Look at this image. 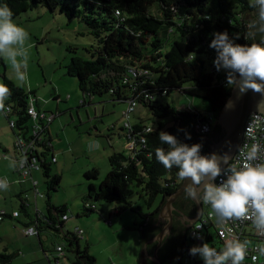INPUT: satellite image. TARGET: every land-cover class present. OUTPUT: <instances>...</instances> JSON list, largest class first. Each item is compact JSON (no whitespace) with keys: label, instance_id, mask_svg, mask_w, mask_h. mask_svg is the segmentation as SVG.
Listing matches in <instances>:
<instances>
[{"label":"trees","instance_id":"16d2710c","mask_svg":"<svg viewBox=\"0 0 264 264\" xmlns=\"http://www.w3.org/2000/svg\"><path fill=\"white\" fill-rule=\"evenodd\" d=\"M3 4L12 10L13 20L39 8L51 14L58 12L70 20H78L85 26L87 34L94 38L87 58L73 57L66 66V73L77 79L84 104L87 96L92 99L105 95L111 96L113 102L128 104L123 116L125 122L130 123V128L125 125L121 128L126 139V151L114 152L109 156L108 173L98 188L93 184L89 186L84 203L123 204L113 215L127 209L136 211L144 220L149 219L141 224V228H144L158 215L166 196L174 194L183 182L177 177L178 168L173 167L169 171L156 159V148L168 150V145L160 142L159 133L164 131L176 135L189 145L199 143L193 138L187 140L185 133L178 131L183 124L180 116L193 119L196 132L201 136L210 135L217 129V120L232 88L226 85V74L214 67L216 52L209 45L214 32L225 30L230 36L239 34L237 43H251L247 37L248 22L245 20L246 14L253 11L249 7L250 0H0V5ZM131 68L137 71V75L129 72ZM5 70L3 58H0L2 84L11 90L5 104L11 107L12 116L16 119L15 128L11 129L15 138L26 136L32 120L28 108L36 93L17 86L6 76ZM173 94L200 100L205 107L200 109L191 104L176 108L163 101L164 97ZM132 100L136 102V108L127 118L125 113ZM140 107L148 112L153 127L144 117L134 122L133 116ZM205 124H210L208 134L200 131ZM142 138L145 143H141ZM131 141L136 143L134 149L127 148ZM208 151L209 147L203 145L201 155ZM35 154L47 187L49 215L46 226L60 232L64 227L63 216L68 215V209L66 206H53L52 195L60 188L61 176L52 173L55 162H52L54 156L49 149L45 147L44 152ZM98 175L94 169L86 177L97 179ZM132 186L137 187V194L145 199L149 208L160 199L154 213L142 214L140 208L129 202L135 194ZM53 210L55 215L52 214ZM83 210L89 215L98 208L88 209L84 205ZM22 212L26 213L24 206ZM36 223L43 222L38 218L32 225ZM37 228L39 236L42 231L39 225ZM64 234L71 248L79 245L74 233L66 231ZM189 249L186 247L185 255L193 264H200L189 255ZM75 253L74 264H96V258L90 254L88 246L83 250L75 247ZM13 257V254L0 253V264H11ZM60 258L56 257V260L60 261ZM139 262L143 264L141 260Z\"/></svg>","mask_w":264,"mask_h":264},{"label":"rangeland","instance_id":"374dc122","mask_svg":"<svg viewBox=\"0 0 264 264\" xmlns=\"http://www.w3.org/2000/svg\"><path fill=\"white\" fill-rule=\"evenodd\" d=\"M14 21L24 27L30 36L28 68L26 79L23 82L18 81L10 64L3 59L7 76L17 86L25 90H33L41 105L46 107L48 106L46 104H50L46 111L58 115L50 125V129L54 133L58 161L52 164V173L61 176V184L59 190L52 195V203L56 206H67L68 214L71 216L69 223L72 226L79 225V228L85 231V239L80 242L82 247H85L87 238L90 254L96 258V264H140L139 259L144 252L141 241L143 230L141 224L144 223V219L141 215L127 209L120 216H113L109 223L107 221L109 217H105L102 210L107 214L109 211L102 207L115 205L122 208L124 205L89 201L88 203L97 206L98 210L81 216L84 213L82 200L88 195L89 186L94 184L98 188L110 169L109 156L114 152L126 151L124 148L126 139L122 135L121 128L126 124L123 113L126 112L128 104L113 102L111 96L105 95L92 99L87 96L86 104L82 105L80 103L84 96L79 89L77 79L69 77L66 73V66L73 57L87 58V52L95 42L94 38L87 34L85 26L78 20H70L58 12L51 14L44 8L24 13ZM0 84H2L1 77ZM56 95L61 96V99L54 100ZM163 101L176 108H184L191 104L200 109L205 107L200 100L188 99L180 94L166 96ZM69 107L72 110L67 109ZM60 111L64 113L59 115ZM139 117H144L149 125L154 126L148 112L141 107L133 116V120L136 121ZM33 121H30V125ZM0 140V157L6 159L0 161V176L4 174L13 178L14 164L11 160L16 154L14 134L2 111H0ZM2 142L7 152L4 151ZM60 143L62 144L59 146ZM94 169L99 173L98 178L88 179L86 174ZM35 171L38 173L35 178L40 182V192L44 195L40 201L44 202L46 208L47 187L43 171ZM132 189L135 194L130 197L129 202L134 207L140 208L142 214L154 213L160 199L149 208L145 199L137 194V187L132 186ZM7 190L12 194L13 189ZM77 214L81 218H78ZM12 222L11 219L4 221L6 224ZM5 234L3 223H0V252H3L6 246L15 248V242ZM50 238L51 242L48 246L50 250H53L57 244L68 245L63 237L50 235ZM32 240L34 245L40 246L36 237ZM207 243L211 247L221 248L217 239ZM188 244L190 248L198 246L190 241ZM196 258L202 260L199 255ZM193 263L185 255L179 259H169L165 264Z\"/></svg>","mask_w":264,"mask_h":264},{"label":"clouds","instance_id":"9594fccd","mask_svg":"<svg viewBox=\"0 0 264 264\" xmlns=\"http://www.w3.org/2000/svg\"><path fill=\"white\" fill-rule=\"evenodd\" d=\"M249 7L253 12L246 30L247 37L253 42L237 43L239 34L230 36L225 30L212 34L209 47L216 52L214 67L226 74L228 87L238 89L241 95L249 91L260 94L262 98L256 105L259 113L264 111V0H250ZM257 38L259 42H255ZM29 39L28 31L13 20V12L8 5H0V58L10 64L15 78L21 82L27 74ZM10 95L11 90L7 85L0 84V111L5 110V101ZM227 107L232 108L234 104L230 101ZM178 131L184 132L187 140L192 139L185 129ZM251 131V126H248L246 134ZM159 140L168 145V150L156 148V159L169 171L173 167L179 169L177 177L187 181L184 191L188 198L210 205L219 221H251L255 230L264 235V163H255L260 159L259 145L253 144L247 153L239 150L242 163L237 168L229 163L231 156L228 153L222 157L215 153L201 155L202 144L189 145L176 135L164 131L159 133ZM218 178H221L219 183ZM6 187L7 183L0 181V188ZM196 223L189 219L187 226L193 227ZM170 235L166 225L164 239ZM191 235L193 239L204 241L203 236L196 231ZM248 243L247 240H228L223 249L217 251L209 243L203 242L202 245L192 246L189 255H199L204 264H242L247 255ZM259 252L264 256V247H260Z\"/></svg>","mask_w":264,"mask_h":264},{"label":"built area","instance_id":"2783aa9c","mask_svg":"<svg viewBox=\"0 0 264 264\" xmlns=\"http://www.w3.org/2000/svg\"><path fill=\"white\" fill-rule=\"evenodd\" d=\"M129 72L133 75H137V71L134 68H131ZM81 103L84 104L85 100L81 101ZM135 108L136 102L132 100L130 102V107L127 113H125V116L129 118V115L134 113ZM3 112L5 113V115L10 116V127L15 128L16 119L12 116L11 107L9 105H6V108ZM28 113L31 116V119L34 120L30 127L28 135H20L15 138V151L18 155L17 172L19 173L22 181H25L30 178L34 170H40L39 162L36 159V152H44V149L46 147L52 153V142L48 139L47 132L49 125L57 117V115L54 113H48L46 111L37 110L34 105L33 98H31L30 101ZM125 126L130 128V123L127 122ZM248 126H251L252 128L250 134H246ZM210 130V124H205L200 128L202 134H208ZM140 141L141 143H145L143 138L140 139ZM253 144L259 145L261 149L260 159L255 163H264V114L262 113L253 112L247 118L245 123L243 140L239 148L237 149L235 156L230 161V164H234L237 166V168H239L242 163V157L240 156L239 150L242 149L245 153H247L251 150V146ZM135 147V141H131L127 146L128 149H134ZM52 162H56V159L54 157L52 158ZM220 179L221 178L217 179V183L220 182ZM36 192L38 193L37 189ZM40 196L44 197V195L42 194ZM203 206L205 208L204 214L199 219V221H197L196 225H194L190 229L189 232V237L193 242L201 244L205 241L213 242L214 239H217L221 245V248L216 249L217 251H220L221 249H223L225 243L228 240H240L241 242L247 240L249 242L248 251L246 258L242 262V264H264V256H262L259 252V248L264 247V235H261L255 230L251 221H229L227 223H224L222 221H219L217 216L210 210V205L203 204ZM85 207L93 210L96 209V206L94 204H90L88 202L85 203ZM7 215L8 214L6 212L0 211V223L4 221ZM19 216L20 212L18 211L12 214L13 218H18ZM68 219V215L63 216L64 221ZM193 231H196L198 234L202 235L204 241L193 239L191 235ZM23 233L26 236H37L39 234V231L37 225H33L24 227ZM73 233L79 241L85 239V232L83 229L76 228ZM221 233H223V235H221ZM56 251L61 255L64 254L62 246L57 247ZM253 257H256V259H253Z\"/></svg>","mask_w":264,"mask_h":264},{"label":"water","instance_id":"95a60500","mask_svg":"<svg viewBox=\"0 0 264 264\" xmlns=\"http://www.w3.org/2000/svg\"><path fill=\"white\" fill-rule=\"evenodd\" d=\"M252 12L246 14V22L252 18ZM255 42H259V38ZM261 98L258 93L249 91L241 95L238 89L232 88L213 134L199 135L196 132L195 121L185 116H180L183 122L182 129L190 133L194 140L210 148L203 155L215 153L222 157L228 153L231 156L230 163L243 140L246 120L250 114L257 112L256 105ZM230 101L234 104L232 108L227 107ZM259 113L264 114V111ZM186 183L187 181H183L174 194L166 196L161 211L142 230L141 241L147 264H164L166 260L179 258L183 252L185 235L191 228L187 226V221L191 219L197 222L202 217V203H197L186 196L184 191ZM166 225L171 235L165 240Z\"/></svg>","mask_w":264,"mask_h":264},{"label":"crops","instance_id":"0c3cea01","mask_svg":"<svg viewBox=\"0 0 264 264\" xmlns=\"http://www.w3.org/2000/svg\"><path fill=\"white\" fill-rule=\"evenodd\" d=\"M5 73L7 76V70H5ZM8 78L11 79L10 77H8ZM27 91L28 92H34L33 90H28V89H27ZM33 99H34V105H35L37 110L46 111L47 109H49L50 104L49 103L46 104V105H48L46 107H44V105H41V101H39L37 94H36V96L33 97ZM59 99H61V96L56 95L54 100H59ZM70 108L71 107H69L67 109L72 110ZM62 113H64V112L60 111L58 114L60 115ZM3 115L7 118L8 122H9L10 116L5 115L4 112H3ZM57 117H58V115H57ZM139 118L141 119L142 117H139ZM139 118H137V120L134 122H138ZM52 123L50 125H52ZM50 125L48 127L47 137L52 142V155L56 159V146H55V142H54L55 138H54V133L50 129ZM58 137H59V135H58ZM61 144L62 143H60L59 146ZM2 146L4 148V151L7 152L8 150H7V148L4 147L3 142H2ZM14 147H15V134H14ZM4 157H5V154H4ZM0 158H1L0 161L6 160V159H3L2 157H0ZM11 161L14 164V170H13L14 176H13V178L9 177V176L6 177V176H4V174H2V176H0V180H3L7 183L6 188H0V211L6 212L8 214L7 218H5V220L6 219L13 220V222L11 224L10 223H7V224L4 223L5 220L2 221L1 223H3L4 230L6 233L5 234L6 237L15 242V248L12 249V248H10V246H6V248H4V251L0 252V253L13 254L14 257H13L11 264H74L73 261H74V258L76 256L75 247L79 246V248L81 250H83L84 248H86L88 246V250H89L87 238H86L87 245L85 247H82V244L79 241V245H75L72 248L69 245H65V244H57V246H55L53 248V250H50L48 248V246L50 245V242H51L50 235L51 236L55 235V236H57V238H61V237L64 238L65 237L64 233L66 231H69V232L73 231L74 232V230L76 228H79V225L72 226V224L69 223L71 216H69V214H68L69 219L64 221V227L61 229L60 232H55V231L47 228L46 223H47V216L49 215V207L47 205V202H46L47 207L45 208L44 202L40 201L41 199H43V197L40 196L42 194L40 192V188H39L40 182H39L38 178H35V175L38 176L37 171L34 170L32 172V176L30 178H28L25 181H22L19 173L17 172V161H18L17 153L12 157ZM55 163H58L57 159H56ZM38 171H40V170H38ZM8 188L13 189L12 194H9V193H11V191L7 190ZM36 189L38 190V193L36 192ZM5 192H7V193H5ZM86 197H84L82 200L83 206L85 205L84 202H85ZM12 199H14V200H12ZM22 206H24L26 208V213L22 212ZM53 206L61 207V206H56V204L55 205L53 204ZM63 206H66V205H63ZM66 208H67V206H66ZM102 208L107 209V211H109V213L107 214V213H105V211L102 210V213L105 215V217H109V220H107L109 223H111V218L113 216H120V214H121V213L120 214L118 213V215L117 214L113 215L115 210H117L118 208L120 209L119 206H115V205H113L111 207L103 206ZM17 211L20 212V216L18 218H12V214L14 212H17ZM52 214L55 215L54 210H53ZM9 215L11 217H8ZM86 215H87V212H85V211H84V213L81 214V216H86ZM77 217L78 218L80 217L79 214H77ZM38 218L41 219L43 222V223H36L37 225H39L42 232L40 233L39 236H32V237L26 236L23 233V228L28 226V225L33 226L32 222L34 220H37ZM144 221L148 222L149 219L144 220ZM71 227H73V228H71ZM34 237H36L37 240L39 241V243H40L39 247L34 245V241L32 240V238H34ZM59 246L63 247L65 254L61 255L56 251V248ZM56 257H61L60 261H57ZM139 260H141L143 264H147V258L145 256L144 252H143V254ZM195 261L197 263H200V264H201V262L203 263V260H197L196 257H195Z\"/></svg>","mask_w":264,"mask_h":264},{"label":"flooded vegetation","instance_id":"af4514ba","mask_svg":"<svg viewBox=\"0 0 264 264\" xmlns=\"http://www.w3.org/2000/svg\"><path fill=\"white\" fill-rule=\"evenodd\" d=\"M216 130H213L212 131V133L211 134H213L214 132H215ZM210 134V135H211ZM209 150H210V148H209ZM202 215L204 214V212H205V208H204V206H203V203H202ZM161 211V210H160ZM192 228V227H191ZM190 228V229H191ZM189 232H190V230L186 233V235H185V238H184V242H183V252H182V254H181V256H182V258L185 256V251H186V247H189L190 248V246H189V244H188V242L190 241V242H192L193 244H196V245H202V244H199V243H197V242H193L191 239H190V237H189ZM167 261V260H166ZM166 261L164 262V264L166 263Z\"/></svg>","mask_w":264,"mask_h":264}]
</instances>
